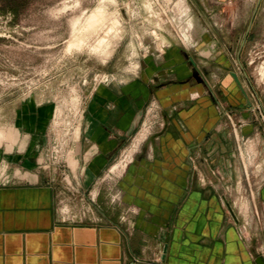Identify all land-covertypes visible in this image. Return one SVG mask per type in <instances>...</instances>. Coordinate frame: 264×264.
Instances as JSON below:
<instances>
[{
  "label": "rangeland",
  "instance_id": "374dc122",
  "mask_svg": "<svg viewBox=\"0 0 264 264\" xmlns=\"http://www.w3.org/2000/svg\"><path fill=\"white\" fill-rule=\"evenodd\" d=\"M182 1L0 0V185H51L68 220L134 214L123 188L137 180L126 176L162 131L152 96L162 64H146L165 46H194L200 37L195 46H233V57L242 46L239 63L217 71H240L245 92L238 111L225 107L227 136L248 170L264 167V0H226L215 24L208 13L193 19ZM124 112L125 125H116ZM236 201L251 213L246 199Z\"/></svg>",
  "mask_w": 264,
  "mask_h": 264
},
{
  "label": "crops",
  "instance_id": "0c3cea01",
  "mask_svg": "<svg viewBox=\"0 0 264 264\" xmlns=\"http://www.w3.org/2000/svg\"><path fill=\"white\" fill-rule=\"evenodd\" d=\"M185 1L193 19L206 20L208 13L213 24L226 2ZM201 40L190 48L165 46L146 64H162L152 75L160 82L152 96L161 106L162 131L147 140L145 153L131 162L136 173L126 176L137 180L123 186L125 209L134 214L68 220L51 185H0V264H157L153 258L161 252L159 264L264 261V167L248 170L239 144L227 136L225 107L238 111L244 93L234 90L233 71L219 75L239 63L242 46L233 57V46H195ZM128 114L117 113L115 124L124 126ZM101 146L111 151L108 142ZM237 198L247 200L251 213L236 208Z\"/></svg>",
  "mask_w": 264,
  "mask_h": 264
},
{
  "label": "water",
  "instance_id": "95a60500",
  "mask_svg": "<svg viewBox=\"0 0 264 264\" xmlns=\"http://www.w3.org/2000/svg\"><path fill=\"white\" fill-rule=\"evenodd\" d=\"M231 75L233 76L235 82L240 86L242 92H243L244 95H245V92H244V90H243L242 87H241V83H240V81H239V79H238L236 73H235V72H231ZM256 262H257V264H264V261H263V259H262L261 257H258L257 260H256Z\"/></svg>",
  "mask_w": 264,
  "mask_h": 264
},
{
  "label": "bare ground",
  "instance_id": "6f19581e",
  "mask_svg": "<svg viewBox=\"0 0 264 264\" xmlns=\"http://www.w3.org/2000/svg\"><path fill=\"white\" fill-rule=\"evenodd\" d=\"M184 2H185V1H184ZM184 2L182 1L181 4H180V6H181V8H182L181 10H185L186 8H188V7H186V4H184ZM180 6H179V7H180ZM183 12H184V11H183ZM182 14H183V13H181L179 17H181ZM184 14H185V12H184ZM184 14H183V15H184ZM189 17H190V16H189ZM183 30H184V29H183Z\"/></svg>",
  "mask_w": 264,
  "mask_h": 264
},
{
  "label": "built area",
  "instance_id": "2783aa9c",
  "mask_svg": "<svg viewBox=\"0 0 264 264\" xmlns=\"http://www.w3.org/2000/svg\"><path fill=\"white\" fill-rule=\"evenodd\" d=\"M229 116V115H228ZM256 213H258L257 211H256ZM163 257V252H161L160 254H159V259L160 258H162Z\"/></svg>",
  "mask_w": 264,
  "mask_h": 264
}]
</instances>
